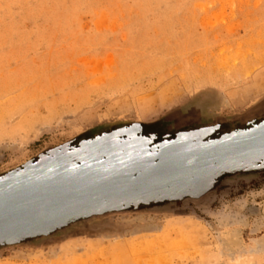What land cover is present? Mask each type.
Masks as SVG:
<instances>
[{
  "label": "rangeland",
  "instance_id": "374dc122",
  "mask_svg": "<svg viewBox=\"0 0 264 264\" xmlns=\"http://www.w3.org/2000/svg\"><path fill=\"white\" fill-rule=\"evenodd\" d=\"M0 264H264V0H0Z\"/></svg>",
  "mask_w": 264,
  "mask_h": 264
},
{
  "label": "bare ground",
  "instance_id": "6f19581e",
  "mask_svg": "<svg viewBox=\"0 0 264 264\" xmlns=\"http://www.w3.org/2000/svg\"><path fill=\"white\" fill-rule=\"evenodd\" d=\"M24 103V102H23ZM16 104V103H15ZM2 110V109H1Z\"/></svg>",
  "mask_w": 264,
  "mask_h": 264
}]
</instances>
